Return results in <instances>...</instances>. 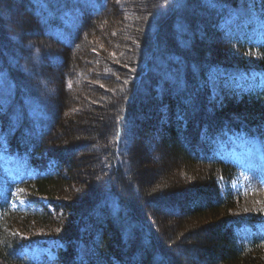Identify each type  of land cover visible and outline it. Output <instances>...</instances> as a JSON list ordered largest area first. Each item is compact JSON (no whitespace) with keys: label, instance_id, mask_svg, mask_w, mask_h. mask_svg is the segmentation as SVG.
I'll use <instances>...</instances> for the list:
<instances>
[{"label":"trees","instance_id":"trees-1","mask_svg":"<svg viewBox=\"0 0 264 264\" xmlns=\"http://www.w3.org/2000/svg\"><path fill=\"white\" fill-rule=\"evenodd\" d=\"M240 1L216 0L213 5L207 0H0L1 142V137H23L28 143L47 131L50 137L65 105L74 119L70 142L58 146L65 137H52L46 142L52 144L31 151L59 167L55 176L29 186L33 195L51 199L56 211L53 215L0 217V259L5 264H22L12 257L17 237L13 239L7 231L11 220H20V226L29 231L37 227L52 230L66 223L67 230L51 234L68 242L65 260L72 264L76 253L69 255L74 251L78 227L94 220L93 213L102 224L94 226L96 233L104 228L96 250L115 246L112 252L127 264H167L165 251L159 248L160 240L168 247L163 233L158 231L160 240L157 231L151 233L152 228L157 230L155 225L162 227L150 218L155 206L199 221L172 241L167 249L171 260L176 255L183 258L178 259L182 264H197L201 252L209 264H264V244L255 241L244 248L235 241L231 229L234 217L229 215L234 200L216 195L214 175H228L229 170L217 165L202 167L201 174L193 170L200 166L193 145L198 132L210 133L227 124L247 126L264 119V93L236 99L225 80L229 64L204 55L202 50L207 49L200 47L210 36V43L221 51L234 52L239 65L254 59V68L264 71V43L244 45L241 29L226 23L230 7ZM257 4L263 8L264 0ZM111 12L117 18L105 25L99 35L102 39L86 41L94 22L105 20ZM21 20L28 22L23 28ZM54 40L66 49L65 55L50 50L47 41ZM100 48L106 52H99ZM133 61L132 75L129 68ZM210 75L216 79L217 96L211 93ZM178 80L183 81L182 89ZM190 98L192 105L185 103ZM240 111L248 119L234 117L233 113ZM148 134H153L161 158L167 154L171 161L183 164L196 182L166 202L135 204L129 196L136 190L141 199L147 198L140 192L142 168L135 165V159L138 149L139 153L145 150L140 145ZM75 154L76 160L83 158L84 166L92 160L81 175ZM65 175L73 183L85 185L69 206L53 198L69 185ZM194 190L197 193L191 197ZM61 209L64 218L54 227L50 222ZM86 226L83 232L92 238L94 231L87 232ZM167 233L172 234L164 231Z\"/></svg>","mask_w":264,"mask_h":264},{"label":"rangeland","instance_id":"rangeland-1","mask_svg":"<svg viewBox=\"0 0 264 264\" xmlns=\"http://www.w3.org/2000/svg\"><path fill=\"white\" fill-rule=\"evenodd\" d=\"M253 2L254 0H243V1H240L238 4L230 7L232 15L235 18H241L244 21H247L248 18L254 19L256 15H255V12L251 8ZM108 16L109 17L106 18L105 20L102 19L100 21L94 22V25L92 27L94 29L90 32V35L86 37L87 39L86 41L89 42L92 39L93 41L95 39L96 40L102 39V38H99V35L102 36L103 32L105 31L104 30L105 25L107 24L109 25L111 23L110 20H112L111 18L113 17L114 19L117 16V14H115V12H111V14H109ZM210 38L211 37L209 36L207 41H205L204 44L200 46L202 48L207 49V50L204 49V51L202 50V53L204 55L216 58L218 60H222L224 63L231 65L230 73L236 74L238 72L237 71L238 63L236 60L237 58L234 57L235 56L234 52L232 53L233 54L232 55V54H229L228 51H225V49L221 51V48L214 46L215 45L214 43H210L209 41ZM47 42L49 44L50 50H52L53 52H59V53L61 52V54L65 55L66 49H63L62 47H60V44L57 45L55 41H54L55 43L51 41L50 42L47 41ZM104 43L108 44V42L106 43V40H104ZM99 52L105 53L106 50H103V49L101 50L100 48ZM199 52H201V50H199ZM232 56L234 57V59L232 58ZM242 57L243 59L248 58L247 55H243ZM68 62L69 61H67L66 63L68 64ZM251 64H253L252 61H251ZM251 64H250V61H248L247 65L250 66ZM130 65H131V68L129 69L131 73L129 74H132L133 73L132 70L135 67L134 61ZM243 66L245 65L243 64ZM213 95H216V94L213 93ZM62 101L64 102V105H65L66 104L65 99H62ZM66 108L67 107L65 105L64 110L61 113V117H59V121L55 127V130L53 131V134L50 137H48V139H52V137H65L63 139V141L65 142L57 144L58 146L62 144H66V142H70L71 141L70 138L74 136V132L73 131L70 132V130L72 129L70 123L73 122L74 119L71 114L70 115L69 113L67 114L68 109ZM241 113L242 112L240 111L238 113H233V115L234 117L243 116L244 119H248L245 114L243 115ZM252 120H254V118H252ZM139 141L141 142V140ZM50 144H52V142L47 144V146H49ZM142 144L144 147L140 145V148L142 147L145 150L141 151L140 153L138 152L139 149L136 151L137 154H136V159H135L136 161L135 165H137V167H140V170L142 168L141 170L142 172H139V175H138L139 182L141 184L140 189L143 188L142 190H140V192L143 191L145 195H147V198L146 200L141 199V197L139 196V190L135 191L134 190L135 187L133 186L134 189L132 191H135V193L133 194L131 193L132 196L130 195L129 198L133 199V202H135V204H137L140 201L141 203H143L144 201L149 203V200H153V201L159 200L161 202H166L165 199H167L169 196H171L172 194H175L177 191H180V192L183 191V188L191 187L194 184V182H196L191 177L189 178L190 173L187 172V170L185 169L186 167L183 164L171 161V159H169L167 154L163 158H161L162 154L161 152H158L156 148V142L154 140L153 134L152 135L148 134L144 140V143L142 142ZM57 145L55 144V147H58ZM76 159H77V155L75 154L74 155V161L76 164L75 166L79 168L80 170L79 174L81 175L83 171H86V168H87L86 165L90 164L92 160L91 161L88 160V163H86V165L84 166L83 164L85 163V161L83 160V158H80L79 160H76ZM195 165L198 166L199 164H195ZM200 166L199 168L194 167L193 170L198 171L201 174L203 173L202 167L204 168L208 167V166L201 165V164ZM66 177H67L66 181H68L69 185L64 188H61L59 194L53 198L60 199L61 201L65 203V205L67 204L66 206H69L70 203L73 200H75L74 197H75V194L78 193V190L82 189V187L85 188V185L79 184L78 182L73 183L71 181V177H68V176ZM214 179L215 178H213V181ZM214 185H215V181H214ZM243 188H244V197L233 201L234 202L233 208L229 209V215L234 218H246V217L248 218V217H252L254 215L259 214L261 218H264V191L260 187H257V186L250 187L249 185L248 186L243 185ZM31 192L33 191L31 190ZM160 209H161L160 212L163 211L164 215H162V213L159 212ZM149 214L151 215L150 218H152V220L162 225V227L153 225L157 230L152 228L151 233L152 232L155 233L157 231L156 236L159 240L161 237L160 236L161 234L159 233L160 232L163 233L162 237L164 236L163 239H166L165 241L168 243V245L166 244L168 247L171 245L172 241L177 240L176 237L177 238L180 237V236L178 237V235H182L181 234L182 232L186 233L187 231L195 227L197 225V222H199V221H195L193 218H191V216H186V214L185 216H180V215H174V214L169 213L170 214L169 215L168 212L165 213L163 208H160L158 206L152 207V211L149 212ZM54 216L55 218L50 222V224L55 225L54 227H57L58 226L57 221L58 223L60 221L59 218L60 217L64 218V213L62 209L58 214H55ZM92 216H95L94 220H97V216L95 213H93ZM55 219H58V220H55ZM19 221L20 220L16 221L15 219L11 220V223H10L11 225H9L11 229H8L10 233H16V234L21 233L23 235H28V236H33V237H43V236L52 235L51 233L55 234V233L64 232L68 228L64 226L66 223H63L62 224L63 226L62 225L58 226L56 229L54 228L52 230H47V229H42L40 227H37L34 230L29 231V230H24L23 227L20 226ZM162 228H163V231H162ZM166 230L172 234L170 235L169 233H167L164 235V231L166 232ZM162 241L163 240L159 241V246H160L159 248L165 251L164 252L165 255L163 256L167 257V255H169V253H167L168 247H165ZM79 254L82 257H85V258L87 257L86 255L87 248L84 243L79 246ZM169 256L170 258H172L171 255ZM173 258H174V260H172L173 264H178V263L182 264L181 260H178V259H183L182 257L175 255V257ZM204 259L205 257L202 255L201 252H199L198 263L199 264H209L206 261H204ZM0 264H5V263L0 259Z\"/></svg>","mask_w":264,"mask_h":264},{"label":"snow or ice","instance_id":"snow-or-ice-1","mask_svg":"<svg viewBox=\"0 0 264 264\" xmlns=\"http://www.w3.org/2000/svg\"><path fill=\"white\" fill-rule=\"evenodd\" d=\"M208 3L210 4H215L216 0H207ZM27 20H21L19 21L20 26L23 28L27 25ZM185 44L187 45V42H185ZM179 87L182 89L183 88V81H177ZM185 103L192 105L193 104V100L190 98L189 100H186Z\"/></svg>","mask_w":264,"mask_h":264}]
</instances>
